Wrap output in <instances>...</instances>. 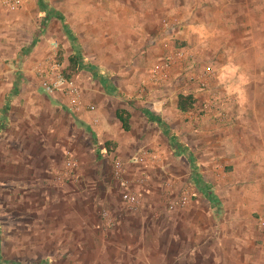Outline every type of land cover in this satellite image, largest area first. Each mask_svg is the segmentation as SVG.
Listing matches in <instances>:
<instances>
[{"label":"rangeland","instance_id":"obj_1","mask_svg":"<svg viewBox=\"0 0 264 264\" xmlns=\"http://www.w3.org/2000/svg\"><path fill=\"white\" fill-rule=\"evenodd\" d=\"M20 1L14 14L0 4V264H257L255 245L230 252L222 236L217 244L211 227L225 225L228 210L241 223L248 217L262 223L245 208L251 205L245 195L263 192L264 0ZM58 3L66 34L53 15L44 22L37 16L43 5ZM22 13L20 23L7 24ZM117 17L141 20L154 30L155 42H128L131 33L119 31L116 22L98 25ZM92 18L97 25L82 24ZM70 55L106 65L111 87L124 76L130 95L110 96L114 107L123 103L136 112L128 133H111L106 125L113 106L103 113L107 134L99 132L103 103L89 99L105 94L98 76L66 73L81 102L94 105L92 112H73L42 89L43 72L56 68L63 75ZM170 61L179 71L174 88L167 79L151 83L152 68L163 72ZM207 66L212 75L200 90L188 73ZM129 68H136L134 81ZM80 80L98 86L84 95ZM178 95L194 98L187 113L174 110ZM154 111L165 113V121L156 118L167 130L147 121L145 113L155 117ZM196 117L208 121L203 135ZM73 119L86 120L87 128ZM106 141L116 144L110 154L102 151ZM116 160L137 197L133 206L123 202L111 174ZM193 180L210 185L214 206ZM252 204L259 209L263 201Z\"/></svg>","mask_w":264,"mask_h":264},{"label":"crops","instance_id":"obj_2","mask_svg":"<svg viewBox=\"0 0 264 264\" xmlns=\"http://www.w3.org/2000/svg\"><path fill=\"white\" fill-rule=\"evenodd\" d=\"M60 1H62V0H58V2H60ZM106 1L107 2H112V0H104V2H106ZM104 4L106 5L108 3H104ZM123 6L125 7L124 4H123ZM129 7H131V6H129ZM126 8H128V7H126ZM26 9H27V5H23L21 11L26 12ZM48 10L51 11L50 14H47L48 13ZM61 11H62V7H61L60 3H58V6H53L52 8H49L46 5H43L41 7V9L38 10L37 16L40 19H42V22H44L46 20V18H48V16L53 15L57 20H60L61 27L65 31V34H66L68 31H67L66 23H65V20H64V15L61 13ZM13 14H14V12H13ZM23 15H24V13H22V14H15L12 19H9L7 21V24L10 25V24H13V23L14 24L15 23H20L22 21ZM118 16H120V15H118ZM0 17H1V19H3V15L2 14H0ZM95 20H97V19L96 18L87 19V20H84V22L82 24H84L85 26L97 25V24H95ZM62 21L65 23V26L62 25V23H63ZM108 22H110V24H112V23L114 24V22L119 23L118 24V26H120V27H118V30L119 31H122V29L123 30L125 29V31H126L127 34L128 33H131L130 38L128 37V42L130 40H132L133 43L135 44V42L137 41V43L139 45H141V44H146L147 42H148V44L150 42L153 43L156 40V38L154 36V30L153 29L151 30L149 27L146 28L144 25L140 24L141 23V20L136 21L135 19H131V18L117 17L116 20H114L113 18H110V21H108V19L102 18L99 21V24L98 25L104 26V25L109 24ZM153 22L154 21H152L151 25L154 24ZM147 24H149V23H147ZM79 25H81V24H79ZM134 27H136V29H134ZM140 37H141V40H142L141 43H140ZM68 40L71 41V43L73 42L72 35L71 36L68 35ZM8 45L11 46L10 39L8 41ZM139 45L138 46H135L134 47V50H136V48L139 47ZM148 49L151 50L152 47L148 46ZM89 56L92 57L91 54ZM83 59L87 60L88 63L96 71H99L100 74L98 75V79H99V82L98 83H99V85H102V87H103V89L100 88V92H104L105 93V94L99 96L98 98L97 97L94 98L92 96L93 94L90 95L89 94L90 92L85 91V88L92 90L95 87L94 85H97L98 86L97 82H94L93 81V84H91V86H90V84L88 82L83 83V81L80 80L79 86L82 87V90H84L83 91V94L84 95L89 94V96H91L89 99L96 100V103H97L98 106H99V100H100V103H103L101 110L98 109V113H97V118H98L97 124H98V130H99V132H101V133H104L105 132L106 133V126L104 124V122H106V121H104V119H103V117H104L103 116V113H104V110L109 113L110 107L113 106V109L111 111V116L109 115V117H111V118H110V120H108V123H106V125L108 126V124H109L111 126V128H112V129H110V130H112L111 133H113L115 129H118V131H121L122 133H128L132 129V121H131V119L133 117V113L136 114V112H134V110L131 109V107H127L123 103L122 104L119 103L118 106L114 107L115 104H113V101L111 99L112 96H110V95H115V96H118L119 95V96H121V93H126V95H130V92H128V89H130V88L129 87H125L121 83V79H123L124 76L121 75V79L120 80L119 79L118 80H115L116 82L115 81L113 82L114 87H111L109 85V82H108L110 80V78H108V77H106V76L103 75L104 73H106L105 72V68H103V67H107V66L106 65H99L100 67H97V64L94 63L91 60H88V58H83ZM173 66L175 68V65H173ZM174 68L172 69L170 67L169 70H168V76H167L168 78L166 80V83H168L167 85L171 84L173 86L172 83L176 80V77L178 76V72L179 71L176 72L174 70ZM129 69L130 70L127 72V74L130 75L129 79L131 81H134L136 79V68H129ZM79 70H82V71L90 74L91 76L93 75V74L87 72L83 68H80ZM122 82H123V80H122ZM173 88H174V86L171 87V89H173ZM119 91H121V93H119ZM57 97H59V99L64 102V100L60 96L57 95ZM169 100L170 99H167V101H169ZM126 101L129 102L130 99H126ZM83 103L93 105L92 103H90L88 101L87 102L85 101ZM117 109H124L129 114V130L127 132H123L120 129L119 123L115 119L114 112ZM174 110L177 111L176 108H175V104H174ZM154 112H155V117L153 115H149V114L145 113V116H146L147 121L149 123H156V124H158L157 122H159V121L157 120L156 116H159L160 117V120H162V121H165L166 120L167 117H164V114H165L164 112H162V113H158V111H154ZM86 118H88V117H86ZM149 119H151V120H149ZM196 119L198 120L199 118L196 117ZM93 121L96 122V120H93ZM115 121H116V123H115ZM199 121H200V123H199L200 126H199V132L198 133H200L201 135H203V133L205 132V129L207 128V126L209 124H208V121H206L203 118L199 119ZM84 124H88L86 120L84 121ZM145 126H146V124L141 127L142 129L139 128V131H141V132L143 131L144 132L145 131L144 130ZM159 126L161 127L160 130H163V129L167 130L165 127H163V129H162V125H159ZM186 127L187 128H185V130L187 132H189L191 126H186ZM192 128H194V126H192ZM159 149H163V148H159ZM207 151L208 150H206L205 154L208 153ZM155 155H156L157 158H159V155L158 154H155ZM165 164L166 163L163 162V165L162 166L166 170ZM253 191L254 190H252L251 192H249V193H247L245 195L246 198H247V201L251 203L250 206H247L245 208L248 209L249 214H252L253 212H255L257 214V217H258L257 220H259L260 222L263 223L264 222V181H263V192L261 194H259L258 192H255L254 193ZM236 199H237V202L239 204H241L242 201L244 200V198L242 199V198H239V197L236 198ZM258 200L260 202L263 201V205L259 209H258L257 205L255 206V205L252 204V203H255ZM236 209H239L238 205H236ZM236 213L237 212L235 210H228V216L226 218L227 221H225V225H223V226H220V225L212 226L211 227V230H212L211 235H216L215 241L217 242L218 245H219V241H220L221 236L225 240H227L230 243L229 244V248H228L230 252L232 250H235V251H237V250L240 251L241 249L244 250L245 249L244 248L245 246L250 247L252 245V247H254L253 245H255L256 246L255 249H256V253H257V258L255 259V261H257V264H264V225H260V227H259L258 224H260V223H255L252 220L251 217H248L246 219V223H241L237 219ZM107 218L111 220V218H109V217H107ZM201 230H203V228ZM200 233H202V232H200ZM249 236H254L255 238H253V237L249 238ZM256 240H259L260 242L259 243L258 242L256 243ZM244 257H245V259L248 258V257H249V259H251L249 255L248 256L245 255Z\"/></svg>","mask_w":264,"mask_h":264},{"label":"built area","instance_id":"obj_3","mask_svg":"<svg viewBox=\"0 0 264 264\" xmlns=\"http://www.w3.org/2000/svg\"><path fill=\"white\" fill-rule=\"evenodd\" d=\"M0 4L8 12H15L20 7L21 1L0 0ZM176 57L185 58L186 60V56L184 53H179V55H177ZM173 61H170L168 64L172 63ZM171 66H173V63L172 65H169V67L168 65L164 64L162 66L163 72L159 71L157 67L152 68L149 76V81L151 83H158L161 82V80H166L168 78V70ZM43 74L44 75L41 77L40 86L46 93L60 96L64 100L68 108H70L73 112H92L94 110L93 105L81 102V100L79 99L78 89L71 78H65L61 72H58L56 70V68L54 69V72L51 71L50 73H47V71H44ZM188 74L189 79L196 81L197 87L200 90H205L207 87L206 78L212 75V70L209 66H207L203 67L199 73L194 74L189 72ZM67 164L71 168L75 167L74 160H69ZM111 174L117 182L118 186L122 189L121 199L123 200V202L129 206H133L137 201V197L135 195H132L128 187L125 186V183L123 181L124 168L118 160L112 163ZM103 216H105V213H103ZM103 219L106 225L110 223V220L108 218ZM261 225H263V223H261Z\"/></svg>","mask_w":264,"mask_h":264},{"label":"trees","instance_id":"obj_4","mask_svg":"<svg viewBox=\"0 0 264 264\" xmlns=\"http://www.w3.org/2000/svg\"><path fill=\"white\" fill-rule=\"evenodd\" d=\"M62 25L65 26V23L63 22ZM80 68H83L87 72H89L93 75H96V76H98L100 74L99 71H96L88 63L87 60L80 58V57H76L75 55H70L69 57H67V65H66L65 71H63V75L65 78H70V76L67 75L66 73H69L70 75H72L76 71V69H80ZM194 101H195L194 98L191 97L190 95H178L177 99H176V103H175V108H176L177 112H179V113H182V114L186 113L193 108ZM114 116H115V119L117 120V122L119 123L120 129L123 132H127L129 130V114H128V112L124 109H117L114 112ZM149 120H151V119H149ZM73 122L78 124L81 127L87 128L86 125H84L82 123L80 125L79 124L80 122H78L76 119H73ZM167 138H168L169 144H172L174 142L172 139L173 137L168 136ZM115 146H116V144L114 142L106 141L103 143V150L102 151H103V153L110 154V153H112ZM177 148H178L177 146L173 147V150L177 149ZM173 150H171V151H173ZM101 154H102V152L96 151L97 156H101ZM177 154H180V150H179V153H177ZM187 158H188L189 162L191 163L190 167H191L192 172L194 174H197V165H193L192 155L187 153ZM193 184H196L197 190L201 191V193L207 197L208 202L211 206H214L216 204V200H215L214 196L211 195L210 185L202 184L198 180H193Z\"/></svg>","mask_w":264,"mask_h":264}]
</instances>
